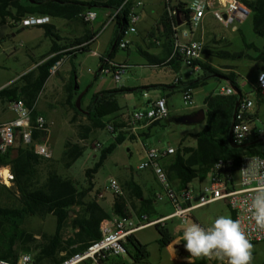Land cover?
I'll return each mask as SVG.
<instances>
[{
	"label": "trees",
	"instance_id": "trees-1",
	"mask_svg": "<svg viewBox=\"0 0 264 264\" xmlns=\"http://www.w3.org/2000/svg\"><path fill=\"white\" fill-rule=\"evenodd\" d=\"M57 0H39V4H32L29 0H0V24H9L11 27H17L26 17H51L74 19L79 18L84 22V12L87 6L77 1ZM250 9V17L253 23L255 34L264 39V0H239ZM105 6L115 10H120L117 15L118 27L123 29L127 25V16L132 4L126 3V0H109ZM176 11L178 14H174ZM190 9L187 2L181 1L176 8L171 5V0L166 2V9L162 15L159 24L163 27L162 35L165 43L172 49L174 26L179 21L188 23ZM86 23V22H85ZM45 35L53 41L51 54L57 53L47 61L38 65V67L23 75L20 79L23 85L13 84L0 90V99L4 103L19 99L25 100L29 106H33L40 93L42 92L47 80L51 76V70L62 59L64 55L71 53H88L90 44L84 45L93 36L88 33L86 37L77 39L67 46L59 44L60 37L56 33V28L52 24H42ZM121 31H118V37ZM248 48H254L253 45H246ZM118 46H116V49ZM72 49V50H68ZM74 49V50H73ZM61 50H66L62 51ZM218 58H243L248 57L244 52L231 53L227 50L205 52ZM113 55V54H112ZM151 63L162 65L161 61L148 53L144 54ZM255 60H264V51ZM106 62L105 65H107ZM176 63L178 67L180 62L172 60L169 65ZM104 65V66H105ZM164 65V63H163ZM201 74L197 78L184 83L193 89L206 85L210 79L220 80L214 75H221L227 78V81L238 89L243 97L242 87L239 83V75L231 69L228 73H223L214 66L201 62ZM125 88L120 87L113 91L104 92L102 98L97 100L88 110L87 119L89 126H80V135L90 138V134L98 129H107V122L103 121L108 113L109 104L114 100L115 94L124 92ZM78 96V94H77ZM258 99L263 95L258 94ZM238 95L221 96L216 92L211 93L205 99V120L202 122L204 127L196 134H191L196 140L195 145H186L180 143L175 153L170 155L168 160L163 163V168L167 172L168 178L178 191L188 188L195 179L202 175L211 173L216 164L221 161H231L234 168L237 169L245 155L264 154V136H251L244 144H254L243 148H234L229 143V133L233 122L236 102ZM75 116L71 119L74 124L81 112L73 104ZM38 115L34 109L33 120ZM252 123L255 122L253 116H249ZM116 133V125L112 124ZM43 135L35 130L33 140L39 141ZM133 139V138H132ZM124 142V133H118L113 143L100 149L98 160L91 168L85 172L89 181L105 165L108 158L114 153L119 145ZM237 144V143H236ZM240 145V144H239ZM17 150V156L13 158V151ZM87 150L86 146L67 139L64 144V151L60 162L66 168H70L79 160ZM164 161V159H163ZM11 166L14 173V182L12 187L3 184V188L10 191V195L15 199L13 203L3 206L0 204V258L11 261L15 264L22 253H32L35 258L34 264H62L70 256L85 251L91 242L98 240L102 236L100 229L103 219L108 218L101 206L95 201L85 202L88 193L92 191L94 185L88 189H79L76 182L68 177L59 174L56 164L52 159H45L35 153L32 145H23L22 143L14 149L10 148L6 153L0 152V167ZM11 196H9L11 198ZM79 206L80 211L73 210L74 216H70L72 207ZM125 198L116 197L114 204V214L124 215L126 212ZM53 214L56 218V230L53 234L47 232L40 233V239L36 234L23 228L24 221L29 216H39L45 218ZM160 233L159 244L166 247L172 241L169 230L162 224H156ZM71 231L66 235L67 230ZM125 255L130 257L134 263L145 264L149 259L147 247L142 244L134 235L130 236L124 245ZM62 253H65L62 255ZM123 255V256H125ZM100 264H125L122 256H114L104 253L99 260ZM264 264V263H263Z\"/></svg>",
	"mask_w": 264,
	"mask_h": 264
},
{
	"label": "crops",
	"instance_id": "crops-1",
	"mask_svg": "<svg viewBox=\"0 0 264 264\" xmlns=\"http://www.w3.org/2000/svg\"><path fill=\"white\" fill-rule=\"evenodd\" d=\"M57 1L64 3L61 0H57ZM64 1H77V2H82L85 4H91L90 6L86 7V10L83 16H85V14L88 11H96L98 14L97 19L93 23H85L82 19H79V18L78 19L77 18L63 19V18L35 16L37 18L44 19V22L41 24L32 25V26H17V27H11L7 23L3 24L15 30L14 34H12L11 36L9 35L10 37H12L11 41L13 42H15L14 40H16L15 39L16 37L18 38L22 36L23 34L22 31H24L25 29H29L31 27H38L39 29H42L44 38L39 44L31 45L30 47H26L23 42H21L20 44L12 45L11 50L7 52L8 56H11L12 58L18 61H20L23 58V62L25 63L29 62V64L27 65V70H25V73L20 75L17 79L11 82L9 81L3 85H0V90L10 85H13V84L23 85L20 79L23 75L27 74L30 71L35 70L38 67V65L42 64L43 62L47 61L51 57L60 53V52H57V53L51 54V48L53 45V41L45 35V31L41 27L42 24L48 23V24H52L53 26H55L56 33L60 37L59 44L61 46H64V45L67 46L68 44H70L71 42H74L77 39L86 37L88 33H92L93 34L92 38L84 44V45L90 44V47H89L90 52L88 53L75 52V53H71L68 55H64L62 59L58 62L60 63V65L58 66L56 72L51 74L42 92L40 93L36 103L33 105L35 106V110L38 111V115L44 116L48 124L51 125V127H52L54 119L56 121L57 119L61 121V126L63 130L65 129L64 128L65 126H69V123L72 124L71 119L75 116L73 104L74 102L76 103V100L80 92L78 88L77 89L75 88L74 77L75 76L78 77V71L76 67H72L71 71L69 72L70 74L69 77L61 79L62 84L61 83H57V85L53 84L52 89L49 92V96L46 97L45 105H43V101H42V97L44 95L43 92L45 91L46 85L48 81L51 79V77L54 78L55 80H58L60 78L61 69L65 67L68 62H72L73 60L78 59L80 56L89 55V54H90L89 57L98 58L100 62L99 70L97 74L95 75L94 81H96L99 78L101 70L103 66L105 65L106 61L108 60L110 61L113 60L112 62L119 63V64L120 63L129 64L130 69L128 72H130L133 67V65L129 61L117 62V61H114L113 59L115 56V53L119 49L118 47L116 49V46H117L118 38H119L118 31H121V29H119L118 27L117 18L115 20H112V17L117 12V10L109 6L103 5V4H106L109 0H64ZM162 1H163V6L160 0H143V6L136 10L140 16V20H139L138 27H137V33H136L137 35L135 37L133 36L134 40L132 39V41L133 42L135 41V45L137 46V51L146 60V65L144 64V66H148L152 69H155L153 73L155 74L157 73L156 69L168 68L174 74H179V72L181 73L183 68L186 67L188 70V74H189V68L181 62H180L179 67L176 63H172L171 65H169V63L172 62L171 60L172 49H170L168 45L165 43L164 36L162 35L163 27L159 24V21L165 12L166 2L168 0H162ZM181 1L187 2L188 5L190 6L191 0H174L173 4L171 0V5L176 8L177 4ZM176 13L178 14V12ZM140 24L144 25L146 29L145 33L139 32ZM182 25H184V23H182ZM109 26H112V34L109 40L107 41L105 47L103 48V52L100 54L98 50L100 51L102 48V46L99 44V39L101 38V32L102 30H105ZM233 27L235 30L238 29L237 26H233ZM202 35L203 33H201L198 29H193L191 31V36L193 39H199L200 37H202ZM203 38H204V35H203ZM8 39H9L8 35L5 37H2V40L0 39V50L1 49L4 50V46ZM44 42L47 43L45 52L39 53L37 49ZM22 48L23 49L25 48L24 52L23 50H21ZM68 50H72V49H68ZM62 51L64 52L66 50H61V52ZM94 52L98 53V56H95ZM145 53H148L154 57H157L161 61L162 65L158 63H151L149 59L144 55ZM207 56H212V57H217V56L204 53V56L202 59L203 63H206L211 66H215L213 64L214 61L208 60L206 58ZM233 71H235L239 75V72L237 69L234 68ZM200 74H201V71L196 73L193 79L197 78V76H199ZM183 80L190 81L192 80V78L188 76L185 79L183 78ZM87 81H88V77L85 80L81 81L80 84L84 85L87 83ZM240 82L241 81L239 77V83ZM227 83L228 81H226L224 85H226ZM224 85L223 84L219 85L218 89ZM122 87L125 88V91L115 94V98L121 94L137 91L139 90L138 88L146 90V92L144 93V96L145 95L147 96L145 97H148L149 93L152 94L148 97V101L147 103L144 104V107L142 108L136 107L134 111L148 109L154 100H156L157 98L163 97L167 100L168 107L170 110V116L166 120L156 122L153 124L143 122L137 127H133L132 122L130 124L131 115H130L129 121H128L129 118L124 120L122 116H119L116 121L117 122L116 123V133H114L115 130L112 127L111 121H106L103 118V121L107 122L109 126L107 127V129L95 130V131L102 132L100 135L101 141L99 142L103 145V147L108 146L111 143H113L118 133H124V142L130 141L134 143V142L141 141L143 144V150H144L145 146L148 148L152 146L151 140L154 137L159 136L160 134L166 131V126L169 124L170 121L177 120V122H181L180 120L183 116H186L187 114L192 115V114L198 113L200 110H204V107H205V104H204L205 100H204L202 105L198 106L196 104L197 107L195 109H192L191 113H187L186 115H178L177 113H175V110L173 109L172 105L169 103V98L176 91L181 92V86L178 84H175V80L174 82L165 83V84L148 83V85H144L143 87H134V86H131V87L122 86ZM107 91H110V90H102L101 92L93 93L90 97V102L88 105H84L81 102L82 112L79 110L81 112V115L86 118L89 113L88 110L93 106L95 102H97V100L102 98L104 95V92H107ZM194 98H195V89H194ZM259 100L260 102L263 101L262 98H260ZM23 101L25 102V100ZM0 103L3 104L4 102L0 99ZM4 104L9 106L8 103H4ZM26 105L29 106L27 103ZM134 111H132V113ZM251 113L253 114L254 120L256 122V120L259 119L258 111H252ZM14 118H15V115L9 111V113L7 114V117L4 118V122L11 121ZM4 122H1L0 124ZM194 124H197V123H194ZM89 125H90V122L88 121V124H86V126H89ZM203 127H204V124H203ZM198 132L199 131H193V130L187 132L182 137L180 143L183 142V139L186 138L184 144L195 145L196 140L195 138L191 136V134H196ZM86 140H88L86 138V135L81 136L79 133V139L78 141H75V143H79L81 145L86 146L85 144H83V142ZM194 142L195 144H193ZM17 144H20V143L18 142ZM17 144L12 148L16 149L18 147ZM169 147L174 148L172 146H169ZM86 148L88 147L86 146ZM177 148H174V149L176 150ZM85 153L82 156L84 158L88 156L89 152L86 150ZM98 154L99 153L93 154L92 156L93 164L92 165H94V163L98 160ZM127 154L131 155L132 151L128 150ZM12 156L13 158L17 156V150L13 151ZM144 156H145V152H144ZM144 156L142 157L140 164L145 160ZM168 158L169 156L166 157L164 161H162V165L164 162L168 160ZM115 165H117V163H115ZM139 166L137 170H135L131 166L129 167H126V165L121 166L122 167L121 174L117 176L116 178H114L120 183V185L125 191V201H126V211L125 212L134 217H140L141 215H147L150 221H156L158 219L170 216L173 213V207L171 203L166 199L163 201H158L156 199L157 194L161 193V189L158 186L159 184L157 182V179L153 171L140 170ZM2 167L10 169L11 172L13 173L11 166H2ZM96 175L97 174L94 175L91 181L87 179L86 174H84L81 180H78L74 177H68V178L73 179L76 182L78 188L81 190L88 189L93 184L94 187L92 191L88 193L84 201L87 202L90 200H95L101 206V208L107 214H109L108 218H114L115 216H117V214L113 213L116 197L112 193L105 194L103 198H99L98 195L95 196V194L97 193L100 194L102 192V187L101 185H99V181L96 178ZM211 177H212V172L207 175H202L198 177L191 184H189L188 188L193 192V198L188 203L184 204L185 208H191L190 217L187 221H183L180 218H172V219L167 220L164 224H162L164 225V227H166L169 230L172 236V241L169 243V245H167L166 247L160 246L159 244L160 233L156 225H151L144 229L138 230L134 234V236L142 244H144L147 247V250L149 252V259L147 263L145 264H226L225 261H221L219 258L215 256L214 257H191V254L186 250L184 246L185 242L181 241L180 243H177L180 240V237H182L183 235V229L187 225H190L192 223L200 224L201 226L206 228L211 225L214 218H216L217 216H220V215L229 216V213H230V217L235 220L234 213L230 209L228 203L225 200H219V201L211 202L204 206H199L200 197L203 195L204 188L209 184ZM6 191L10 193L9 190H6ZM73 210L76 212H79L80 207L79 206L72 207L70 216H74ZM48 223H49V226H54V229L53 227H50L51 231L48 232L49 234H53L56 230V218L54 217L53 214H50L46 216L45 218H42L39 216H29L25 219L23 228H25L29 232L36 234L37 239H40L39 234L45 231L37 233L33 231L32 228L34 229L43 228L44 225ZM69 230H67V232H69ZM70 234H71V231L69 234L66 233L67 236ZM255 244H259V243H255ZM64 254L65 253H62V255ZM122 259L125 262V264H138V263H134V261L127 255L122 256Z\"/></svg>",
	"mask_w": 264,
	"mask_h": 264
},
{
	"label": "built area",
	"instance_id": "built-area-1",
	"mask_svg": "<svg viewBox=\"0 0 264 264\" xmlns=\"http://www.w3.org/2000/svg\"><path fill=\"white\" fill-rule=\"evenodd\" d=\"M126 3H131L132 6L127 16V25L121 29L118 38L120 49H128L131 44V37L137 33L140 16L136 10L143 6V0H126ZM189 9L191 13L188 23L174 26L171 60H178L187 66L189 68V76L193 79L195 74L201 71L200 63L204 56L206 43L203 35L199 39H193L191 31L202 26L205 16L209 13H212L224 26L230 27L236 20L242 21L249 17L250 9L239 0H191ZM120 10H117L112 20L117 18ZM173 13L176 14L175 11ZM97 16L96 11H88L84 16V20L86 23H93ZM43 22L44 19L42 18L29 16L18 26H32ZM94 55L98 56V53L94 52ZM106 62L109 63L103 66L101 72L105 75L112 74L118 82L130 69V65L127 63L119 64L110 60ZM59 65L60 63L54 66L51 72L55 73ZM187 81H184L181 76L175 78V84L181 86L184 105L195 109L197 105L194 98V89L184 84ZM255 92L257 95L264 96V73H261L258 77ZM216 94L233 96L237 95V92L236 88L228 82L220 87ZM253 106L254 101L249 96L242 97L233 126V136L237 144H244L253 135L257 137L264 136V126H258L256 122L252 123L249 118V116H253L251 113ZM9 108L15 118L0 124V152L6 153L19 142L23 145H32L36 154L45 159H52L54 150L50 144V126L46 118L38 115L33 120L32 115L35 106H27L22 99L11 102ZM169 116L170 110L167 100L160 97L154 100L148 109L134 111L131 114V122L133 127H137L143 122L153 124L166 120ZM35 130L43 135L39 141L33 140ZM95 147L100 150L103 145L97 142ZM144 152L145 160L140 164L139 169L153 171L157 181L163 188L162 192L157 194L156 199L158 201L168 200L173 207V213L156 221H150L147 215L134 217L128 213L117 215L114 218H107L100 225L101 238L91 242L85 251L70 256L62 264H100V257L104 253L123 256L125 255L124 245L128 238L138 230L151 225L164 224L172 218H180L183 221L189 219L191 208H185L184 204L193 198V192L189 188L178 191L173 187L167 172L162 166L163 159L174 154L175 149L171 147L148 148L145 146ZM248 166L256 169L257 174L255 176L249 175L245 177L239 174L241 170ZM6 170L8 171L7 176L4 174ZM0 182L4 185H13L14 174L10 169L0 168ZM261 185H264V154L245 155L237 169L234 168L231 161L221 160L212 171L211 180L204 188L199 206L225 200L233 211L235 220L238 219L240 221L241 228L250 242L252 244L262 243L264 242V229H260L255 225L248 211L250 190ZM107 193H112L115 197L125 198L124 189L114 178L109 180L108 186L102 189L98 197L103 198ZM34 262L35 258L32 253H22L15 264H34ZM0 264L13 263L0 258Z\"/></svg>",
	"mask_w": 264,
	"mask_h": 264
},
{
	"label": "rangeland",
	"instance_id": "rangeland-1",
	"mask_svg": "<svg viewBox=\"0 0 264 264\" xmlns=\"http://www.w3.org/2000/svg\"><path fill=\"white\" fill-rule=\"evenodd\" d=\"M172 0V4H173ZM162 6L163 1L160 0ZM235 24V25H234ZM233 26H237L238 29L235 30ZM198 30L203 33L206 46L208 50L219 51V50H227L231 53H241L244 52L246 56L243 58H229L223 59L218 57L207 56L208 60L214 61V67L222 71L223 73H228L231 69H237L240 77V85L242 86L243 93L246 96H249L254 101V106L251 111H258L259 119L256 120V125L264 126V97L262 98V102L257 97V93L255 92V86L258 82V77L260 73H264V60H255L249 59L256 58L260 52L264 51V39L257 34H255L253 30V23L251 17H247L246 19L240 21L236 20L233 25L230 27L224 26L220 23L217 18L211 13L208 14L204 21L203 25L198 28ZM140 33H145L146 29L143 24H140ZM15 33L14 29L10 27L0 24V39L8 35L9 39L7 40L4 50H0V85H3L7 82H11L17 79L20 75L25 73L27 70V65L29 62H23V58L18 61L11 56H8V51L11 50L12 45L20 44L23 42L26 47H30L31 45L39 44L43 38V31L38 27H31L29 29H25L22 31L21 37H16L15 42L11 41L12 34ZM112 34V26H109L105 30L101 32V38L99 39V44L102 46L101 50L98 52L101 54L103 52V48L105 47L107 41L111 37ZM10 35V36H9ZM137 34L133 35L134 37ZM133 36L131 37V44L129 45V49H118L115 53L114 61L117 62H126L129 61L133 67L130 72L122 77V79L118 82L115 77L110 75H105L104 73H100L99 78L95 80V75L99 70V59L89 57V55L80 56L78 59L73 60L72 62H68L65 67H63L60 71V78L55 80L51 77L48 81L44 95L42 97L43 105H45L46 97L49 96V92L52 89L53 84L61 83V79L68 78L69 72L72 67H76L78 71V77L75 76V88L79 90L80 94L76 100V105L78 100H80L84 105H88L90 102V97L93 93L101 92L102 90H114L118 89L122 86H134V87H143L144 85H148V83L154 84H165L174 82L175 77L177 75L182 78H187L189 76L188 70L186 67L183 68L181 73L174 74L168 68H159L156 69L157 73H153L155 69H152L146 65V60L144 57L140 55L137 51V46L135 45V41ZM48 41V40H47ZM49 42V41H48ZM133 42V43H132ZM46 42H44L38 49L39 53L45 52ZM253 45L260 50V52L256 51L254 48H248L246 45ZM25 47V48H26ZM24 48V49H25ZM24 49L22 48L21 50ZM95 50V49H94ZM25 59V58H24ZM28 59V57H27ZM113 61V60H112ZM90 70V71H89ZM88 77V81L86 84L81 85V81L85 80ZM78 79V80H77ZM79 81V82H78ZM226 80L220 79H210L208 83L204 86H200L195 89V102L198 106L202 105L206 96L218 90L219 85L225 84ZM79 83V84H78ZM137 91H133L130 93H125L118 95L108 106V113L104 116L106 121H111L112 124L116 125L117 118L122 116L124 120H130V115L132 111L136 107L142 108L144 104L147 103L148 97L152 95L148 94V97L144 96L146 90L140 89ZM169 103L172 105L175 113L178 115H186L187 113H191L192 109L186 107L183 102L182 93L176 91L170 98ZM10 108L6 104L0 103V123L4 122V118L7 117ZM11 112V111H10ZM64 112V110H63ZM188 115V114H187ZM8 120V119H6ZM5 120V121H6ZM203 122V121H202ZM201 122V123H202ZM187 124L177 122V120H172L166 126V131L159 136L154 137L151 140L152 146L154 148H167L172 146L177 148L180 144L182 137L189 131H200L203 128V124ZM88 124V120L84 116H79L74 125L69 123V126H65L64 130L61 126V121L54 119L52 127L50 126V144L54 150V157L52 160L56 164V168L59 174L64 177H74L78 180L84 176L87 168L92 167V156L94 153H99V150L95 147V144L101 141V133L100 131H95L90 134V138L83 142L88 148L87 151L88 156L86 158L82 157L77 160L70 168H66L61 160L64 144L67 139H71L72 141H78L79 133L81 131L80 126H86ZM131 124V120H130ZM195 144V142L193 143ZM19 146V144H17ZM131 150L132 154L128 155L127 151ZM86 154V153H85ZM126 154V156H125ZM144 156L143 144L141 141L139 142H124L119 145L117 150L108 158L104 167L97 173L96 178L99 181V185H101L102 189L108 186L109 180L111 178H116L121 174V166L126 165V167H133L135 170L138 169V166ZM145 157V156H144ZM117 163V165H115ZM127 163V164H126ZM123 170V169H122ZM158 182V181H157ZM158 186L163 190L161 184L158 182ZM7 187H12L7 185ZM8 193L5 188H3V184L0 182V204L3 206L11 204L15 199ZM98 195L95 194V196ZM11 196V198L9 197ZM230 216V213H229ZM54 226H49L45 224L43 228H32L33 231L39 232H50L51 228ZM67 234L70 233L66 232ZM252 260L251 264H263L264 262V242L259 244H252ZM214 257V256H212Z\"/></svg>",
	"mask_w": 264,
	"mask_h": 264
},
{
	"label": "clouds",
	"instance_id": "clouds-1",
	"mask_svg": "<svg viewBox=\"0 0 264 264\" xmlns=\"http://www.w3.org/2000/svg\"><path fill=\"white\" fill-rule=\"evenodd\" d=\"M241 176H255L256 169L248 166L239 173ZM248 211L255 225L264 229V185L250 190ZM184 241L191 257L215 256L226 264H250L253 245L242 230L240 221L230 216L214 218L208 227L192 223L183 229L177 243Z\"/></svg>",
	"mask_w": 264,
	"mask_h": 264
},
{
	"label": "water",
	"instance_id": "water-1",
	"mask_svg": "<svg viewBox=\"0 0 264 264\" xmlns=\"http://www.w3.org/2000/svg\"><path fill=\"white\" fill-rule=\"evenodd\" d=\"M29 1L32 4H39L40 3L38 0H29ZM178 24L179 25H182V22L179 21ZM214 76L216 78H219V79H222V80H226L227 81V78L224 77V76H221V75H214ZM236 92H237V95H238L239 99L236 102V107H235V113H234V117H233V122H232V125H231V128H230L229 143L234 148H243V147H248L249 145L254 144L256 142H253V143H250V144H242V145H239V144H236V142L234 140V136H233V126H234L235 116H236L238 107H239L240 102H241L242 97H243L242 93L238 89H236ZM76 106H77L78 110H80L82 112V109H81V101L80 100H78ZM205 117H206L205 110H200L198 113H195V114H192V115L183 116L180 121L183 122V123H187V124H194V123H199V122L204 121L205 120Z\"/></svg>",
	"mask_w": 264,
	"mask_h": 264
},
{
	"label": "bare ground",
	"instance_id": "bare-ground-1",
	"mask_svg": "<svg viewBox=\"0 0 264 264\" xmlns=\"http://www.w3.org/2000/svg\"><path fill=\"white\" fill-rule=\"evenodd\" d=\"M7 173H8V171L6 170V171L4 172L5 176H7Z\"/></svg>",
	"mask_w": 264,
	"mask_h": 264
}]
</instances>
